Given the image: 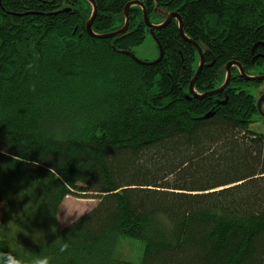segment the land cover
I'll use <instances>...</instances> for the list:
<instances>
[{
    "label": "trees",
    "instance_id": "trees-1",
    "mask_svg": "<svg viewBox=\"0 0 264 264\" xmlns=\"http://www.w3.org/2000/svg\"><path fill=\"white\" fill-rule=\"evenodd\" d=\"M92 1L97 35L138 3L128 30L90 37L87 0H0V264H264V133L250 130L249 89L261 82L231 66L207 94L231 61L264 75V0ZM143 8L152 25L180 16L202 50L204 96L190 94L200 58L177 19L152 32L160 61L126 54L151 34ZM68 196L97 203L61 227ZM130 239L138 262L124 257L127 244L140 252Z\"/></svg>",
    "mask_w": 264,
    "mask_h": 264
},
{
    "label": "rangeland",
    "instance_id": "rangeland-1",
    "mask_svg": "<svg viewBox=\"0 0 264 264\" xmlns=\"http://www.w3.org/2000/svg\"><path fill=\"white\" fill-rule=\"evenodd\" d=\"M152 22L157 21L155 18L151 20ZM144 41L141 45L134 47L133 53L135 57L140 61H147V62H155V59L159 56V49L156 44L155 38L152 37L150 33H147L144 37ZM250 93L255 97V100L257 102L259 99L264 95V82H261V84L250 87ZM261 111H263L264 114V105L261 106ZM261 113H257L254 118V123L250 125V130L255 133H264V122L262 121L264 115ZM97 200L89 199V198H79L77 196H68L66 197L62 204L60 205V208L57 212L58 217V223L61 227H64L66 225L71 224L74 222L77 218L81 217L88 211L92 210L94 207H96ZM2 214V209L0 205V217ZM132 243H135L137 246L140 247V252L136 257L133 256V247L131 244H127V255L124 254V257L128 261L138 262L141 259V253H142V244L137 241L130 239L128 240Z\"/></svg>",
    "mask_w": 264,
    "mask_h": 264
},
{
    "label": "water",
    "instance_id": "water-1",
    "mask_svg": "<svg viewBox=\"0 0 264 264\" xmlns=\"http://www.w3.org/2000/svg\"><path fill=\"white\" fill-rule=\"evenodd\" d=\"M91 6H92V14L91 16L89 17V21L87 22L86 24V28L85 30L87 31V34L92 37V38H95V39H110L112 37H119L121 36L122 34H124L128 29V24H129V18H128V10L130 8V6L132 5H138V3L136 2H130L129 4H127L125 7V10H124V18H125V23H124V26L122 28H120V30L118 31H115V32H110L109 34H95L93 32V30L91 29V26H92V23L94 21V17L96 15V8H95V5H94V2L92 0H87ZM143 17H144V22H145V25L147 28L150 29V32H151V35L153 37V30H157V29H161V28H164L165 25H167L170 21H172L174 18L177 19L178 21V32H179V36L182 37V39L186 42H189L193 47H195L198 55H199V58H200V61H199V64H198V70L195 74V76L191 79L192 81L190 82L189 84V91H190V94L196 98H200L204 95H200L198 96L195 91H194V84H195V81H196V78L197 76L199 75V73L201 72V68L204 64V58H203V55H202V50L199 46H197L192 40H190L188 37H185L184 33H183V26H182V22H181V18L179 15H177L176 13H171V14H168L167 17L165 18L164 22L159 24V25H152L149 20H148V17L146 16V12L143 8V13H142ZM157 44V47L159 49V56L155 59V62H158L160 61V59L162 58V55H163V51L162 49L160 48L159 44L156 42ZM128 55L131 56L132 59H134L135 61H139L135 55L132 53H126ZM155 62H153V64H155ZM152 63V62H151ZM231 66H236L238 69H239V74L241 76L242 79H245L246 81H249V82H254V81H258V82H264V76H253V77H250L248 75H246L243 71V68L240 67V65L236 64L235 62H230L226 65V75H225V81L224 83L221 85L220 88L212 91L211 93H207L209 95L211 94H219L221 93V91H223V89L229 84L230 82V76H231ZM205 94V95H207ZM264 99V96H262L258 103H257V109L259 110L260 109V105L262 103ZM226 101H224L223 103H225Z\"/></svg>",
    "mask_w": 264,
    "mask_h": 264
},
{
    "label": "clouds",
    "instance_id": "clouds-1",
    "mask_svg": "<svg viewBox=\"0 0 264 264\" xmlns=\"http://www.w3.org/2000/svg\"><path fill=\"white\" fill-rule=\"evenodd\" d=\"M54 229L55 228H53L52 231ZM9 232H11V229H9ZM38 234L41 235L39 232ZM67 247L68 245L66 242L60 243L59 251L64 252ZM8 264H50V257L47 255H35L32 257L26 255L10 256Z\"/></svg>",
    "mask_w": 264,
    "mask_h": 264
},
{
    "label": "flooded vegetation",
    "instance_id": "flooded-vegetation-1",
    "mask_svg": "<svg viewBox=\"0 0 264 264\" xmlns=\"http://www.w3.org/2000/svg\"><path fill=\"white\" fill-rule=\"evenodd\" d=\"M253 76H264V75H253ZM253 76H250V77H253ZM264 96V95H263ZM258 103V102H257ZM257 103H256V109H257ZM262 105H264V99H263V101H262V103H261V105H260V109L258 110L257 109V111L259 112V113H261V114H263V111H261V106ZM264 115V114H263Z\"/></svg>",
    "mask_w": 264,
    "mask_h": 264
}]
</instances>
